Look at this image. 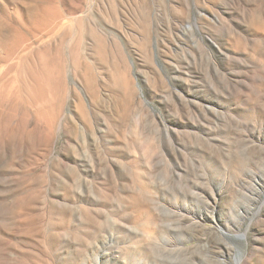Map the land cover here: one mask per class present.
<instances>
[{
  "label": "rangeland",
  "instance_id": "rangeland-1",
  "mask_svg": "<svg viewBox=\"0 0 264 264\" xmlns=\"http://www.w3.org/2000/svg\"><path fill=\"white\" fill-rule=\"evenodd\" d=\"M0 264H264V0H0Z\"/></svg>",
  "mask_w": 264,
  "mask_h": 264
}]
</instances>
